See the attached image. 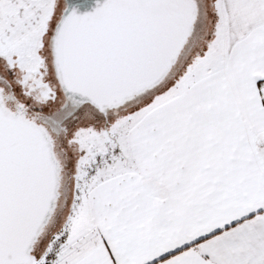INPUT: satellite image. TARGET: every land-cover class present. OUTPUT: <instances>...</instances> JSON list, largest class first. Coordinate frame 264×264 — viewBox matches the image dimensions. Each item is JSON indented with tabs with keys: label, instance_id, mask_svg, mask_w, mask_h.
Instances as JSON below:
<instances>
[{
	"label": "snow or ice",
	"instance_id": "6c2138e0",
	"mask_svg": "<svg viewBox=\"0 0 264 264\" xmlns=\"http://www.w3.org/2000/svg\"><path fill=\"white\" fill-rule=\"evenodd\" d=\"M0 264H264V0H0Z\"/></svg>",
	"mask_w": 264,
	"mask_h": 264
},
{
	"label": "water",
	"instance_id": "95a60500",
	"mask_svg": "<svg viewBox=\"0 0 264 264\" xmlns=\"http://www.w3.org/2000/svg\"><path fill=\"white\" fill-rule=\"evenodd\" d=\"M95 0H69L70 5L77 6L78 11H87L94 6Z\"/></svg>",
	"mask_w": 264,
	"mask_h": 264
}]
</instances>
